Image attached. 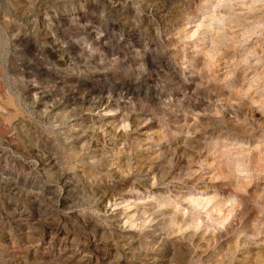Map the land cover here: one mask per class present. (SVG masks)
<instances>
[{
  "label": "rangeland",
  "instance_id": "1",
  "mask_svg": "<svg viewBox=\"0 0 264 264\" xmlns=\"http://www.w3.org/2000/svg\"><path fill=\"white\" fill-rule=\"evenodd\" d=\"M0 264H264V0H0Z\"/></svg>",
  "mask_w": 264,
  "mask_h": 264
}]
</instances>
